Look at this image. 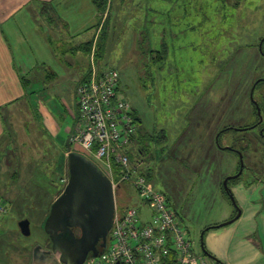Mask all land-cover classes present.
Returning a JSON list of instances; mask_svg holds the SVG:
<instances>
[{"label": "rangeland", "instance_id": "obj_1", "mask_svg": "<svg viewBox=\"0 0 264 264\" xmlns=\"http://www.w3.org/2000/svg\"><path fill=\"white\" fill-rule=\"evenodd\" d=\"M77 1L75 24L86 28L74 39L79 43L95 34L97 12L91 0ZM112 6V14H100L108 23L104 24L108 49L101 66L119 72V92L140 119L139 144L129 151L145 161L143 170L167 195L181 225L190 231L194 255L205 256L202 234L204 245L209 237L218 242V229L208 230L210 224L217 222L223 202L234 209L224 182L239 173L241 156L245 168L240 178L229 181V189L264 186V139L258 138L257 131L233 130L255 121L252 91L256 101L264 98V85L253 83L257 72L252 63V72H247L241 70L247 63L240 65L233 58L239 43L264 37V0H243L233 14L219 10L218 0H112ZM56 62L61 68L67 66L65 61ZM88 66V55L73 66V78L63 81L68 83L64 98L70 100V92L77 104L78 78L86 75ZM143 136L150 137L146 154L139 151ZM62 138L67 143V137ZM220 186L224 198L218 193ZM31 196L25 192L31 199L23 203L28 207L22 213L8 209L0 218V264H30L27 245L42 241L51 246L40 228L50 209L49 199L41 197L37 204L36 196ZM254 197L255 202H263L258 193ZM139 215L150 219L147 213ZM23 219L30 221V236L21 233ZM260 236L257 232L248 238L254 253L259 248L264 252ZM237 240H242L239 235ZM246 263L264 264V256Z\"/></svg>", "mask_w": 264, "mask_h": 264}, {"label": "crops", "instance_id": "obj_2", "mask_svg": "<svg viewBox=\"0 0 264 264\" xmlns=\"http://www.w3.org/2000/svg\"><path fill=\"white\" fill-rule=\"evenodd\" d=\"M76 2L0 0V199L10 212L18 210L19 213L28 207L23 203L31 199L25 197V192L30 197L35 195L37 204L41 197L49 199V212L40 223L47 237L45 224L51 207L68 183L69 154L79 153L70 142L78 125L76 95L69 92L70 100L63 97L68 85L63 81L72 77L73 66L85 55L89 56L90 65V54L100 32L95 21V34L86 41L75 42L76 36L86 30L75 24L73 11L79 12ZM92 40V48L87 52L84 47ZM57 60L67 62V66L61 68ZM86 75L78 78V85ZM62 136L67 137V143ZM230 191L236 205L233 203V209L223 202L217 222L210 224L212 229L218 226L215 228L218 242L211 237L207 239L208 257L218 264H247L249 258L262 259L263 248L254 253L248 238L260 232L264 244V186L237 185ZM218 193L224 198L221 186ZM256 193L263 199L260 204L254 200ZM235 208L241 210V217L220 227L237 216ZM252 209L255 212L251 213ZM251 216H255L253 222ZM238 235L242 240H237ZM44 245L41 241L26 246L31 252L30 264L33 249L37 246L45 249Z\"/></svg>", "mask_w": 264, "mask_h": 264}, {"label": "built area", "instance_id": "obj_3", "mask_svg": "<svg viewBox=\"0 0 264 264\" xmlns=\"http://www.w3.org/2000/svg\"><path fill=\"white\" fill-rule=\"evenodd\" d=\"M119 91V72L101 66L94 46L78 87V125L70 142L108 178L115 208L106 247L101 242L98 254L91 253L84 264H218L194 255L188 228L143 170L145 161L129 151L137 124L131 104ZM7 213L0 199V218ZM139 213L150 219H141Z\"/></svg>", "mask_w": 264, "mask_h": 264}, {"label": "water", "instance_id": "obj_4", "mask_svg": "<svg viewBox=\"0 0 264 264\" xmlns=\"http://www.w3.org/2000/svg\"><path fill=\"white\" fill-rule=\"evenodd\" d=\"M253 94L254 90L251 102L257 104ZM243 167L244 163L241 160L239 173L225 180L227 193L230 191L229 181L238 179L242 175ZM230 198L235 204L232 194ZM114 208L113 189L108 178L86 156L70 153L69 181L63 193L54 201L45 224L52 248L48 250L41 246L35 247L32 252V264H84L90 253L98 254L99 243L102 242V248L106 247L107 235L113 223ZM237 210V216L220 227L238 220L242 212L238 208ZM19 228L24 236L31 235L29 220L20 221ZM76 231L80 232L79 236Z\"/></svg>", "mask_w": 264, "mask_h": 264}, {"label": "trees", "instance_id": "obj_5", "mask_svg": "<svg viewBox=\"0 0 264 264\" xmlns=\"http://www.w3.org/2000/svg\"><path fill=\"white\" fill-rule=\"evenodd\" d=\"M242 1L243 0H218V5L220 6V7L218 6V9L219 10L221 9L222 11H224L226 13H232L235 10L237 11L238 8H240ZM93 3L95 5L96 12L98 14V16H97L98 28H100V32L98 34L97 42H96V57H97V60L99 62H101L102 61V59H101L102 55H104L108 49V47H107V44H108V31L107 30H108V28L104 27V24L107 25L108 23L106 24V21H104V22L102 21V17L100 18V14L104 15L105 13L106 14L109 13V15H110L113 13L114 7L112 6V0H93ZM186 14H187V12L184 11V16H186ZM262 40H264V37H261V39L258 42L256 39L255 42H253V43L247 42V41H242L236 47L237 50L235 51L234 56H233L235 63H238L240 65L244 62L247 63L246 65H244L241 68V70H247V72H252L250 69V66H249L250 63H252L253 67H255L254 71L257 72V74L255 75L253 83H257L256 87H260L261 85H264V83L261 79V78H264V43H263L262 51L259 48V44ZM93 43H94V40L90 41L89 43H86L84 48L87 52H90ZM161 58H162V54H161ZM231 60H232V58H231ZM235 68L238 69L237 66ZM262 96H264V94H262ZM258 103L264 109V98H263V102H258ZM251 105H252V108L254 110L255 106L252 103H251ZM254 113L256 114V108L254 110ZM133 116H134L136 124H137V133L135 136V144H139L137 136H140L139 130H138V123H140V119L137 117L135 110L133 111ZM149 138L150 137L147 138L146 136L140 137L142 147L139 151L141 154L147 153L146 144H147V141L149 140ZM132 154L135 155V153H133V152H132ZM147 175L152 179L150 174L147 173ZM227 194L230 197L231 191H229V193H227ZM210 229H212V228H209V230ZM202 243H203L204 254L207 257L210 256L209 253L205 249L204 239H201V244ZM209 258H211V257H209ZM211 259H213V258H211Z\"/></svg>", "mask_w": 264, "mask_h": 264}, {"label": "flooded vegetation", "instance_id": "obj_6", "mask_svg": "<svg viewBox=\"0 0 264 264\" xmlns=\"http://www.w3.org/2000/svg\"><path fill=\"white\" fill-rule=\"evenodd\" d=\"M263 43H264V40H262L261 42H260V44H259V48H260V50L262 51V47H263ZM262 79V81H263V83H264V78H261ZM256 84V83H255ZM257 86V85H256ZM254 100L256 101V99L254 98ZM251 101V100H250ZM252 103V102H251ZM256 103L257 104H254V103H252L254 106H255V108H256V114L254 113V116H255V121H254V123L253 124H251V125H248V126H245V127H243V128H238V129H235V128H233V130H235V131H241V132H244V131H250V130H252V131H257V133L259 134L258 135V138H262V139H264V109L259 105V103H258V101H256ZM255 108H254V110H255ZM253 110V111H254ZM241 160L243 161V159H242V156H241ZM243 163H244V161H243ZM244 168H245V164H244V167H243V170H244ZM50 214V213H49ZM78 235V234H77ZM48 239H49V241H50V243H51V246H46V245H44V247L45 248H52V242H51V240H50V238L48 237ZM99 245H100V243H99Z\"/></svg>", "mask_w": 264, "mask_h": 264}]
</instances>
